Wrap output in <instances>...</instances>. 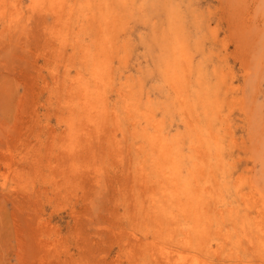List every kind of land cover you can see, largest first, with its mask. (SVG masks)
I'll use <instances>...</instances> for the list:
<instances>
[{"label":"rangeland","instance_id":"rangeland-1","mask_svg":"<svg viewBox=\"0 0 264 264\" xmlns=\"http://www.w3.org/2000/svg\"><path fill=\"white\" fill-rule=\"evenodd\" d=\"M195 262L264 264V0H0V264Z\"/></svg>","mask_w":264,"mask_h":264},{"label":"bare ground","instance_id":"bare-ground-1","mask_svg":"<svg viewBox=\"0 0 264 264\" xmlns=\"http://www.w3.org/2000/svg\"><path fill=\"white\" fill-rule=\"evenodd\" d=\"M61 4V3H60ZM184 26V25H183ZM182 28V27H181ZM185 28V27H184ZM103 31V30H102ZM189 31V29H188ZM171 32V31H170ZM192 34V33H190ZM197 36V35H196ZM193 37V35H192ZM199 40V39H198ZM201 40V39H200ZM111 54V53H110ZM157 64V63H156ZM156 67V66H155ZM97 72V71H96ZM135 78V77H134ZM102 79V78H101ZM97 80V79H96ZM151 86V85H149ZM153 95V94H152ZM157 97L158 94H157ZM152 100V99H151ZM154 103V102H153ZM156 105V104H155ZM178 132V131H177ZM184 138V137H183ZM181 143V141H180ZM161 145V149H162V152H161V155H160V160H166L171 157L172 158V161L170 163V166H169V169L172 171V178L174 180V183H173V190H172V194H179L180 193V189H183L185 187V183L184 181L181 180L180 178V163H179V160H176V157L174 155H176L175 153H173L172 150L168 149V143L162 138L160 140V143ZM196 218L200 219V215L199 214H196ZM195 264H198V262H195Z\"/></svg>","mask_w":264,"mask_h":264}]
</instances>
